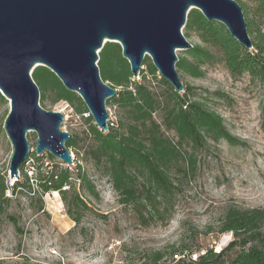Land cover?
Returning <instances> with one entry per match:
<instances>
[{"label":"trees","instance_id":"16d2710c","mask_svg":"<svg viewBox=\"0 0 264 264\" xmlns=\"http://www.w3.org/2000/svg\"><path fill=\"white\" fill-rule=\"evenodd\" d=\"M235 1L243 12L252 49H245L222 25L206 20L198 10L192 9L187 14L183 36L194 35L199 43L177 54L176 70L182 82L181 75L202 78L205 65L221 63L233 79L247 75L261 86L264 94V0ZM97 66L102 80L117 90L106 101V107L116 110V120L108 121L107 132L97 128L82 100L67 91L45 67H36L32 72L39 89V105L43 109L45 102L64 101L71 105L87 127L81 145L70 139L67 149H80L81 162L100 178L107 179L121 206L132 207L142 220L145 212L151 218H159L172 206L177 172L186 174L187 170H193L196 154L210 141L231 145L237 141L228 132L221 115L208 108L190 86L183 83V93H177L160 78L148 57L134 78L121 55L120 45L108 42L98 53ZM4 101L0 94V102ZM261 110L264 125V101ZM31 158L36 163L32 168L35 187L26 173L24 181L17 180L11 186L5 185L0 177V216L7 189L11 195L19 189L20 193L25 190L33 196L37 192L40 197L57 192L66 205L68 217L75 225L79 224L86 204L78 190L98 199L89 168L82 167L80 162L75 173L67 166L48 169L42 157L32 152ZM45 158L54 160L49 154ZM38 210H43L40 199ZM227 233L232 239L220 251L207 249L198 257L184 251L172 255V261L183 263L186 255L189 261L186 264H264V207H226L217 235ZM192 255L196 257L192 259ZM163 258L161 252H154L147 264H163Z\"/></svg>","mask_w":264,"mask_h":264},{"label":"rangeland","instance_id":"374dc122","mask_svg":"<svg viewBox=\"0 0 264 264\" xmlns=\"http://www.w3.org/2000/svg\"><path fill=\"white\" fill-rule=\"evenodd\" d=\"M186 39L191 45L199 43L194 35ZM203 70L204 76L198 79L181 75L182 83L221 115L237 142L231 145L210 141L196 154L193 170H187L186 174L177 172L175 196L167 212H162L159 218H151L145 212L142 220L132 207L118 203L107 179L100 178L91 167H85L80 149L71 148L70 171L75 173L80 162L82 167H88L98 199L78 190L86 209L80 223L75 225L59 193L49 192L40 197L37 192L33 196L18 189L11 195L7 189L1 201L4 212L0 216V264H147L154 252L164 255L163 264H186L189 253L198 257L207 249L218 252L224 248L232 239L230 233L217 235L225 208L229 205L264 207L261 110L264 94L261 86L247 75L233 79L221 63L205 65ZM106 108L108 121L115 122L116 110ZM44 109L60 112L63 115L60 129L81 145L87 126L71 105L64 101L45 102ZM8 112L7 101L0 102V177L5 185L9 184L12 155V146L3 128ZM36 139L35 133L27 135L30 150H34ZM46 154L39 157L48 169L66 167L56 158L49 161ZM31 155L32 152L23 170L19 169L18 180L24 181L26 173L35 187L32 168L36 163ZM6 198L9 201H4ZM39 199L42 211L38 210ZM184 251L183 263L172 261V255Z\"/></svg>","mask_w":264,"mask_h":264},{"label":"water","instance_id":"95a60500","mask_svg":"<svg viewBox=\"0 0 264 264\" xmlns=\"http://www.w3.org/2000/svg\"><path fill=\"white\" fill-rule=\"evenodd\" d=\"M192 9L252 49L235 0H0V94L9 105L3 124L12 146L9 178L18 179L30 152L73 165L66 147L72 136L60 129L63 115L39 105V89L32 79L36 67L47 68L75 93L97 128L107 132L106 101L117 90L99 74V51L108 42L119 44L134 78L148 57L160 78L183 93L177 52L192 48L182 33ZM29 133L37 136L34 150Z\"/></svg>","mask_w":264,"mask_h":264},{"label":"built area","instance_id":"2783aa9c","mask_svg":"<svg viewBox=\"0 0 264 264\" xmlns=\"http://www.w3.org/2000/svg\"><path fill=\"white\" fill-rule=\"evenodd\" d=\"M19 178V177H18ZM18 179H10L9 178V185L11 186L15 181H17ZM196 257V255H192V259H194ZM176 258V257H175Z\"/></svg>","mask_w":264,"mask_h":264}]
</instances>
